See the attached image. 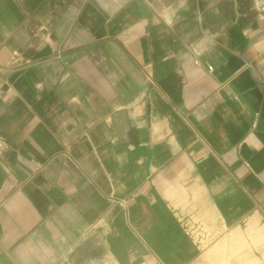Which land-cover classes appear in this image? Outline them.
Masks as SVG:
<instances>
[{"label":"crops","instance_id":"crops-1","mask_svg":"<svg viewBox=\"0 0 264 264\" xmlns=\"http://www.w3.org/2000/svg\"><path fill=\"white\" fill-rule=\"evenodd\" d=\"M0 89V264H264L250 0H0Z\"/></svg>","mask_w":264,"mask_h":264},{"label":"built area","instance_id":"built-area-1","mask_svg":"<svg viewBox=\"0 0 264 264\" xmlns=\"http://www.w3.org/2000/svg\"><path fill=\"white\" fill-rule=\"evenodd\" d=\"M251 1V10L255 11L256 14L264 19V0H250ZM209 70L213 69L211 64L208 65ZM4 95V91L0 89V97ZM9 148V145L6 141V138L3 134L0 133V151H5Z\"/></svg>","mask_w":264,"mask_h":264}]
</instances>
